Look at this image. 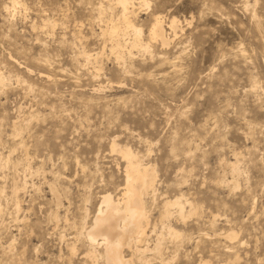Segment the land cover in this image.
Segmentation results:
<instances>
[{"label":"rangeland","instance_id":"374dc122","mask_svg":"<svg viewBox=\"0 0 264 264\" xmlns=\"http://www.w3.org/2000/svg\"><path fill=\"white\" fill-rule=\"evenodd\" d=\"M11 1L0 0V264H68L84 212L89 224L98 198L124 185L112 142L155 171L156 232L166 237L167 198L196 206L183 221L171 211L185 238L164 239L163 256L177 253L168 264H264V0H146L134 17L150 50L119 64L102 34L115 0ZM155 16L167 46L149 38ZM228 231L233 242L218 235ZM75 244L72 264H86Z\"/></svg>","mask_w":264,"mask_h":264},{"label":"bare ground","instance_id":"6f19581e","mask_svg":"<svg viewBox=\"0 0 264 264\" xmlns=\"http://www.w3.org/2000/svg\"><path fill=\"white\" fill-rule=\"evenodd\" d=\"M115 2L119 10V15L114 22H112L113 18H110L111 23L105 28L102 34L109 38L110 52L114 55L116 63L118 62L119 64L121 61L124 63V56L126 54L128 57L131 56L134 50L143 52H149L150 50L149 44L145 43L141 38V30L136 26L134 17L136 5L148 8L149 3L146 0H115ZM10 4L11 8L15 9L16 1L12 0ZM103 11L100 5L98 14ZM176 20L171 19L168 22V29L171 32H176L178 28ZM165 25L160 17L155 16L148 33L151 40L159 41L163 46H167L169 43L168 38L165 36ZM46 26L49 27L50 25ZM97 55L83 52L81 56L88 61L92 57L96 59ZM4 80V77L0 75V86L3 85ZM16 124L13 123V131L15 134H18ZM117 146L115 142L111 143V151H118L125 162L124 185L120 189L121 193L117 198H114L111 193L101 195L98 198V206L90 218L91 221L89 224L86 223L89 215L87 212H84L81 218L82 223H79L80 231L74 237L76 240L67 244L68 253L66 258L68 264H72V259L76 257L77 248L75 242L78 239L80 240V238L84 240L87 248L86 251L84 250L85 253L83 252L84 254L80 259H84L86 264H135V262L144 264L147 261V254H152L159 264H168L173 261L177 253L175 251L174 255L169 258L163 256L162 251L164 247L162 248L161 246L163 245L164 239L167 237L168 241L179 243L185 238L184 234L170 223L171 211H174L177 219L183 221L189 217L186 215L185 208H189L190 213L195 212L196 206L188 202L183 197V194L180 193L171 198H167L161 207L159 227L161 231H164L166 237L161 233L159 234V231L156 232L155 224L151 222L149 208L146 202L147 196H151L152 198L155 196V171L150 166L143 165L136 154L130 149H118ZM6 162L7 160H5ZM225 165L230 169L231 180H236L240 175L237 159L234 162H227ZM19 188L20 186L15 183L13 184L12 205L14 212H18L20 209V203L17 198ZM1 194H3V188H0ZM1 212L2 208L0 204V214ZM52 217L53 219H57V213H54ZM65 221L67 222V219ZM71 226L74 229L76 226L75 222ZM218 235H223L230 242L237 239V234L233 231L222 232ZM152 236L155 239L151 240ZM85 244L82 245L85 246ZM225 249L227 252L231 248L225 247ZM196 264L210 263L200 259Z\"/></svg>","mask_w":264,"mask_h":264}]
</instances>
